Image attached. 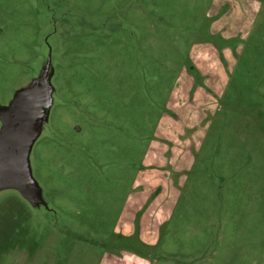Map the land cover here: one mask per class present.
I'll list each match as a JSON object with an SVG mask.
<instances>
[{
	"label": "rangeland",
	"instance_id": "rangeland-1",
	"mask_svg": "<svg viewBox=\"0 0 264 264\" xmlns=\"http://www.w3.org/2000/svg\"><path fill=\"white\" fill-rule=\"evenodd\" d=\"M0 264H264V0H0Z\"/></svg>",
	"mask_w": 264,
	"mask_h": 264
}]
</instances>
